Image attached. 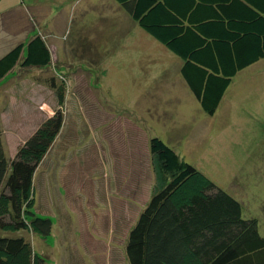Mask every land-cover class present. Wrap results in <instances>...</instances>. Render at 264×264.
Here are the masks:
<instances>
[{
    "label": "rangeland",
    "instance_id": "obj_1",
    "mask_svg": "<svg viewBox=\"0 0 264 264\" xmlns=\"http://www.w3.org/2000/svg\"><path fill=\"white\" fill-rule=\"evenodd\" d=\"M36 33L52 63L17 66L0 82V126L13 157L55 110L64 117L33 183L51 234L23 231L44 264H128V231L155 183L152 137L237 199L264 236V58L233 77L209 115L182 60L115 0H0V57Z\"/></svg>",
    "mask_w": 264,
    "mask_h": 264
},
{
    "label": "trees",
    "instance_id": "obj_2",
    "mask_svg": "<svg viewBox=\"0 0 264 264\" xmlns=\"http://www.w3.org/2000/svg\"><path fill=\"white\" fill-rule=\"evenodd\" d=\"M23 1V0H21ZM148 35L181 60L180 74L213 115L245 67L264 58V0H115ZM52 63L40 34L0 57V82L15 67ZM51 78L59 101L64 88ZM5 151L0 126V264H44L23 231L46 238L52 220L35 210L34 178L63 125L60 109ZM155 183L130 227L128 264H264V236L241 203L158 137L149 140ZM12 233H15L13 235Z\"/></svg>",
    "mask_w": 264,
    "mask_h": 264
},
{
    "label": "crops",
    "instance_id": "obj_3",
    "mask_svg": "<svg viewBox=\"0 0 264 264\" xmlns=\"http://www.w3.org/2000/svg\"><path fill=\"white\" fill-rule=\"evenodd\" d=\"M140 38H141V39H139L140 42L144 43V41H143V37L141 36Z\"/></svg>",
    "mask_w": 264,
    "mask_h": 264
}]
</instances>
